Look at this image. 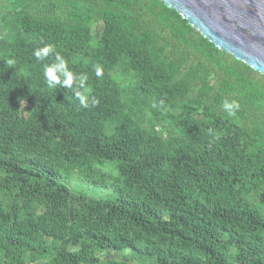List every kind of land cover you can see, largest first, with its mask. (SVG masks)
<instances>
[{
    "label": "trees",
    "instance_id": "1",
    "mask_svg": "<svg viewBox=\"0 0 264 264\" xmlns=\"http://www.w3.org/2000/svg\"><path fill=\"white\" fill-rule=\"evenodd\" d=\"M0 3V264H264L263 75L159 0Z\"/></svg>",
    "mask_w": 264,
    "mask_h": 264
},
{
    "label": "water",
    "instance_id": "2",
    "mask_svg": "<svg viewBox=\"0 0 264 264\" xmlns=\"http://www.w3.org/2000/svg\"><path fill=\"white\" fill-rule=\"evenodd\" d=\"M219 50L264 76V0H159Z\"/></svg>",
    "mask_w": 264,
    "mask_h": 264
},
{
    "label": "rangeland",
    "instance_id": "3",
    "mask_svg": "<svg viewBox=\"0 0 264 264\" xmlns=\"http://www.w3.org/2000/svg\"><path fill=\"white\" fill-rule=\"evenodd\" d=\"M1 6V3H0ZM97 29V28H96ZM112 166L111 164H107L104 163L102 165H98L97 169L99 170L100 173H106L108 172V168L110 169ZM75 176H71V180L65 181V184L71 188L73 191H75L76 187H82L81 189L84 190L85 193H87V195L89 197H94L95 196H101V197H106V196H111L114 194V189L111 186H107V185H101L99 184L97 181L93 180V181H86L84 183H82L80 180H78V178L76 177V174H74ZM103 256H110V257H115V258H125V257H129L131 258L130 260L133 263H142V264H148L151 263V259L145 258V257H141L140 255H138L136 252L132 251V250H126V251H117V250H113V249H108Z\"/></svg>",
    "mask_w": 264,
    "mask_h": 264
},
{
    "label": "clouds",
    "instance_id": "4",
    "mask_svg": "<svg viewBox=\"0 0 264 264\" xmlns=\"http://www.w3.org/2000/svg\"><path fill=\"white\" fill-rule=\"evenodd\" d=\"M52 46L51 45H48V46H45L44 48L42 49H39V50H36L34 55L36 56V58L38 60H42L44 59L50 52H52ZM57 60H58V63L56 65H53L52 66V69L55 71V72H60V73H63L66 71V65L63 61V59L61 57H59L57 55ZM47 71L45 73V75L47 76ZM97 75H101V72L100 70H97ZM49 83L50 85H55V84H60L61 81L59 79H53V78H49ZM63 86H70V82L68 80H64L63 81ZM86 106V105H85ZM226 107H230L228 105H226ZM230 114H232L230 112Z\"/></svg>",
    "mask_w": 264,
    "mask_h": 264
}]
</instances>
